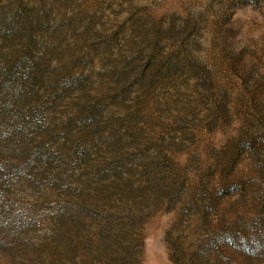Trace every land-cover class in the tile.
<instances>
[{
	"label": "rangeland",
	"instance_id": "rangeland-1",
	"mask_svg": "<svg viewBox=\"0 0 264 264\" xmlns=\"http://www.w3.org/2000/svg\"><path fill=\"white\" fill-rule=\"evenodd\" d=\"M0 264H264V0H0Z\"/></svg>",
	"mask_w": 264,
	"mask_h": 264
}]
</instances>
